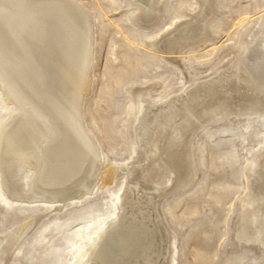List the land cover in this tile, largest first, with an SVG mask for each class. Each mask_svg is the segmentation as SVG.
I'll list each match as a JSON object with an SVG mask.
<instances>
[{
    "label": "rangeland",
    "instance_id": "1",
    "mask_svg": "<svg viewBox=\"0 0 264 264\" xmlns=\"http://www.w3.org/2000/svg\"><path fill=\"white\" fill-rule=\"evenodd\" d=\"M72 1L93 22L96 60L81 120L104 158L91 193L67 203L0 198V264H63L76 229L111 212V195L125 197L122 186H131L127 195L142 212L152 210L148 199L155 204L147 224L158 223L156 246L139 264H264V217L244 220L252 209L247 194H264V154L258 159L249 148V131L239 123L248 119L249 128H260L264 116V22L252 20L264 0H229L211 11L203 7L197 18L194 0H168L159 23L149 27L138 13L140 0ZM186 21L191 33L167 51L168 34ZM142 42L153 50L140 48ZM196 91V117L183 129L171 128L164 142L136 141L140 113L152 117L155 104ZM4 104L0 96V118L9 114ZM213 109L227 113L218 118ZM109 169L114 174L107 179ZM32 174L26 169L21 176L30 182Z\"/></svg>",
    "mask_w": 264,
    "mask_h": 264
},
{
    "label": "bare ground",
    "instance_id": "2",
    "mask_svg": "<svg viewBox=\"0 0 264 264\" xmlns=\"http://www.w3.org/2000/svg\"><path fill=\"white\" fill-rule=\"evenodd\" d=\"M194 1L197 18L203 7L211 11L229 0ZM167 2L140 0L138 13L149 20L146 27L159 23ZM139 15L134 17L137 22ZM252 17V20L264 22V8ZM92 23L91 17L72 0H0V96L5 101V114L9 113L0 118L2 202L24 199L27 203L42 202L53 206L56 202L74 200L84 192L91 193L94 188L104 155L81 120V97L86 96L90 84L87 73L96 60L94 53L92 56ZM184 23L173 37L170 36L175 32H169L171 35L168 34L164 41L167 51L191 33L190 22ZM207 37L191 44H198ZM147 43L142 42L140 48L151 52L152 45ZM240 61L236 58V80L240 79ZM213 88L208 86L205 90L212 94ZM198 103L196 91L155 104L157 110L151 111L152 117L144 110L133 126L139 131L136 141H166L171 128L179 126L181 130L192 119L190 117H196L194 108ZM213 111L218 118L227 113L220 109ZM262 119L260 128H249L248 119L239 122L249 131L245 141L254 153L258 152V159L264 154V116ZM156 134L160 137L155 139ZM153 146L154 154L158 145L153 143ZM165 146L169 154L171 144L167 141ZM26 169L33 172L31 183L27 179L29 175L21 176ZM113 174L109 169L106 178ZM122 188L124 199L120 198L122 195L110 197L111 212L89 220L88 223H93L90 229H76L74 240L64 252L63 264H139L145 259L147 251L155 245L153 237L158 230L155 221L151 226L147 224L155 204L148 199L152 210L142 212L135 208L137 199L127 195L131 186ZM247 198L252 209L250 217L244 220L264 217V194L256 197L251 189ZM118 202H121V214H117ZM262 234L258 232L257 237L261 239Z\"/></svg>",
    "mask_w": 264,
    "mask_h": 264
}]
</instances>
